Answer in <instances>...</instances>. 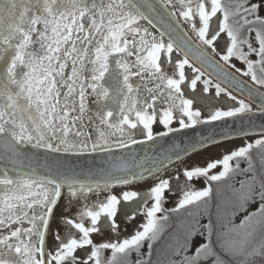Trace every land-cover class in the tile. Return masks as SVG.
Listing matches in <instances>:
<instances>
[{"label": "snow or ice", "instance_id": "1", "mask_svg": "<svg viewBox=\"0 0 264 264\" xmlns=\"http://www.w3.org/2000/svg\"><path fill=\"white\" fill-rule=\"evenodd\" d=\"M0 264H264V0H0Z\"/></svg>", "mask_w": 264, "mask_h": 264}, {"label": "water", "instance_id": "2", "mask_svg": "<svg viewBox=\"0 0 264 264\" xmlns=\"http://www.w3.org/2000/svg\"><path fill=\"white\" fill-rule=\"evenodd\" d=\"M191 35V33H190ZM193 40H195V36L193 35ZM242 79H246V78H242ZM239 95L238 92H235ZM200 132V128L196 129V130H185L184 133L181 134H177L176 139L178 140L179 138H183V139H187V137H191V136H195ZM169 142H171V138L169 140ZM162 145H164V141H160L159 144L157 145H153L152 149L149 150V146L145 145V146H137V151H141V148H143L144 151H148L149 155H152V152L155 151L157 148L161 147ZM73 162L78 163V164H85V162H87L88 164H91L93 161H95L97 164H99L101 162V155L100 154H95L92 157H83V158H70Z\"/></svg>", "mask_w": 264, "mask_h": 264}, {"label": "trees", "instance_id": "3", "mask_svg": "<svg viewBox=\"0 0 264 264\" xmlns=\"http://www.w3.org/2000/svg\"><path fill=\"white\" fill-rule=\"evenodd\" d=\"M237 143H238V141H237ZM222 150H223V148L221 146V147L215 148L213 151L215 152V151H222ZM166 206L167 207H173V206H175V199L174 200H170L169 199Z\"/></svg>", "mask_w": 264, "mask_h": 264}, {"label": "rangeland", "instance_id": "4", "mask_svg": "<svg viewBox=\"0 0 264 264\" xmlns=\"http://www.w3.org/2000/svg\"><path fill=\"white\" fill-rule=\"evenodd\" d=\"M186 73L190 74V70L186 69ZM234 94L238 95V94L235 93V92H234ZM161 130H162V128H161ZM214 149H215V148H214ZM214 149H213V150H214ZM194 159H202V157L196 156V157H194ZM174 199H175V198L173 197V198H171L170 200H174Z\"/></svg>", "mask_w": 264, "mask_h": 264}]
</instances>
